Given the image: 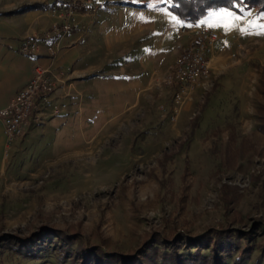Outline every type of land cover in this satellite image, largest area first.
I'll return each mask as SVG.
<instances>
[{
  "label": "rangeland",
  "instance_id": "obj_1",
  "mask_svg": "<svg viewBox=\"0 0 264 264\" xmlns=\"http://www.w3.org/2000/svg\"><path fill=\"white\" fill-rule=\"evenodd\" d=\"M95 1L97 11L107 9V0ZM130 1L153 8L162 0ZM220 9L225 11L219 17L217 10L199 17L221 35L209 60L211 74L187 88L180 101L178 89L164 82L163 69L192 40L179 32L190 21L176 16L172 25L160 12L158 73L134 104L107 106L97 113L106 122H94L79 138L45 142L25 134L6 141L0 236L61 229L78 234L72 249L83 240L86 247L128 254L154 233L197 237L224 228L252 237L255 248L246 264L254 263L264 242V16L253 17V9L244 15ZM103 33H95L100 53L87 62L107 69ZM59 103L68 106L70 98ZM58 242L54 236L45 241L31 259L0 241V263L73 264L60 260Z\"/></svg>",
  "mask_w": 264,
  "mask_h": 264
},
{
  "label": "crops",
  "instance_id": "obj_2",
  "mask_svg": "<svg viewBox=\"0 0 264 264\" xmlns=\"http://www.w3.org/2000/svg\"><path fill=\"white\" fill-rule=\"evenodd\" d=\"M50 1L53 3L56 0ZM48 2L0 0V109L29 80L37 64L49 69L59 79L53 102L70 98L69 105L60 114H48L42 122L29 125L25 135L27 140L44 139L45 142L49 137L51 140L79 138L81 130L94 122H106L97 120V113L107 111V106H119L120 110L128 103L134 104L141 92L149 87L154 74L158 73L155 64L160 38L157 14L165 12L172 25L177 21L172 11L125 5L123 0H107L104 12L78 17L83 27L57 41L55 54L47 52L49 40L43 38L39 39L36 53H21L19 45L23 38L41 34L55 21L49 11L51 3ZM223 11L217 10V16ZM124 14L129 17L127 20ZM217 16L211 20L217 21ZM106 17L107 23L104 21ZM111 19H114V24ZM101 31L104 32L103 42L107 43V69L101 64L87 62L95 58L96 52L100 53L97 51L100 41L96 40L95 33L101 34ZM171 39L174 40L175 36ZM169 40L168 36L166 41ZM176 55L166 64L164 73ZM103 97L105 103L102 102ZM5 151L6 139L0 120V173L5 166Z\"/></svg>",
  "mask_w": 264,
  "mask_h": 264
},
{
  "label": "trees",
  "instance_id": "obj_3",
  "mask_svg": "<svg viewBox=\"0 0 264 264\" xmlns=\"http://www.w3.org/2000/svg\"><path fill=\"white\" fill-rule=\"evenodd\" d=\"M160 3V6L156 5L153 9L168 8L178 18L190 23H197L199 17L220 8L229 9L240 15L253 9V17L264 16V0H162ZM259 112V129L264 134V104L260 106ZM227 160L232 159L228 156ZM53 236L61 240L56 243L60 260L62 262L70 260L73 264H246L255 248L249 234H242L239 231L232 233L224 228H214L197 237L179 234L166 238L154 233L143 241L140 248L128 254L109 251L102 246L86 247L83 240H78L76 247L72 249L71 244L78 239V234L61 229L44 228L23 237L5 234L0 236V241L9 243L13 253L34 259L38 257L44 242L50 241ZM257 247L260 254L253 264H261V260L264 259V242ZM180 248H184L185 251Z\"/></svg>",
  "mask_w": 264,
  "mask_h": 264
},
{
  "label": "built area",
  "instance_id": "obj_4",
  "mask_svg": "<svg viewBox=\"0 0 264 264\" xmlns=\"http://www.w3.org/2000/svg\"><path fill=\"white\" fill-rule=\"evenodd\" d=\"M99 4L95 0H56L50 8L55 18L49 29L41 34L26 36L19 45L23 54L31 55L39 50V39L49 40L47 52L55 54L56 43L68 33L83 27L79 16L94 15ZM181 34L192 37L175 59L166 67L164 82L176 87L175 100L180 101L187 88L208 80L211 69L210 57L221 41L220 33L209 23L182 24ZM59 79L49 69L37 64L29 80L0 109V120L8 143L24 136L31 123L42 122L46 115H58L66 107L64 103L53 102V94Z\"/></svg>",
  "mask_w": 264,
  "mask_h": 264
}]
</instances>
